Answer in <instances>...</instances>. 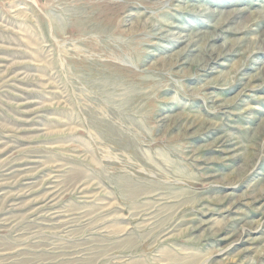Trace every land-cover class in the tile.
<instances>
[{"label": "rangeland", "instance_id": "obj_1", "mask_svg": "<svg viewBox=\"0 0 264 264\" xmlns=\"http://www.w3.org/2000/svg\"><path fill=\"white\" fill-rule=\"evenodd\" d=\"M26 160L15 264H264V0H0V180Z\"/></svg>", "mask_w": 264, "mask_h": 264}, {"label": "bare ground", "instance_id": "obj_2", "mask_svg": "<svg viewBox=\"0 0 264 264\" xmlns=\"http://www.w3.org/2000/svg\"><path fill=\"white\" fill-rule=\"evenodd\" d=\"M213 13H215V11H208L207 9H203L202 11H201V14L200 15H202V16H209L210 18H212V17H215V15H213ZM216 14V13H215ZM165 33H167V36H173L174 35V33H171L170 32V30H167ZM203 34V33H202ZM212 33H207V34H205V35H208L209 37L208 38H210L211 36L213 37V39H214V37L216 36H213V35H211ZM204 35V36H205ZM217 37V36H216ZM178 38H180V37H178ZM187 47H188V52H192V51H194L193 49H191V48H189V46L187 45ZM258 47V46H257ZM199 48V47H198ZM204 48V47H203ZM255 48V47H254ZM256 49V48H255ZM259 49H260V47H259ZM257 50V49H256ZM252 53V52H251ZM209 62V61H208ZM207 63V62H206ZM223 147H225V146H223ZM235 151V148L234 149H229V150H227V152L230 154V155H232V152H234ZM226 158V157H225ZM28 163V161L26 160V161H22V162H17V163H10V164H5L4 165V167H3V169H2V173L4 174H2L3 175V178H2V180H0V197L3 199V201L6 203V204H8L9 206H13V205H16L15 204V202L18 200V199H20V197L21 196H23L21 193H23L24 195H27V194H29L30 193V189H27V190H25V191H23V192H21V193H18V194H16V193H14V194H8V193H6L4 190H5V188L6 187H8V186H10V185H12V184H16V183H26V182H29V181H31L32 179H33V175L31 174V173H27V172H25V171H22L21 173H20V167L21 166H24V165H26ZM39 163V162H38ZM37 163V164H38ZM31 172V171H30ZM33 172V171H32ZM5 176H6V178H5ZM54 182V181H53ZM53 182H51L50 184V186H51V192H48L47 193V196L44 198V200H42L41 202H39V204H43L42 206H39L37 209H36V211H34V212H31L30 214L31 215H38L39 213H40V211L44 208V206H46V205H48V204H53L54 205V202L56 201V197L58 198V196H59V190L57 189V186L56 185H53ZM31 185V184H30ZM44 187H45V185H43ZM49 186V187H50ZM46 189V188H45ZM7 191V190H6ZM32 210V209H31ZM82 210V209H81ZM57 211V210H56ZM55 213H58V212H54V214L52 215V216H54L55 215ZM51 215V214H50ZM77 216V215H76ZM39 217H41L42 219H43V215H41V216H39ZM81 217V216H80ZM47 218H53V217H47ZM55 218H57V217H55ZM49 220V219H48ZM82 221H83V219H82ZM47 222H49V224H51L52 223V220H50V221H47ZM54 222V221H53ZM61 222V221H60ZM60 222H58V228L60 229V230H66V229H68V228H70L71 227V224L72 223H74V221L71 219L70 221H66V222H63V223H60ZM77 222V221H76ZM208 223L207 221H203V222H201L200 224L201 225H203L204 223ZM48 223H46V225H47ZM34 227H36V226H34ZM71 229V228H70ZM242 231V230H241ZM243 232V231H242ZM242 235V234H241ZM238 237V236H237ZM11 255V253H7V252H4V251H1L0 250V264H1V262H2V260L3 259H7V260H10V256ZM8 264H15L14 263V261L13 260H10L9 262H8ZM33 264H38V263H33Z\"/></svg>", "mask_w": 264, "mask_h": 264}]
</instances>
